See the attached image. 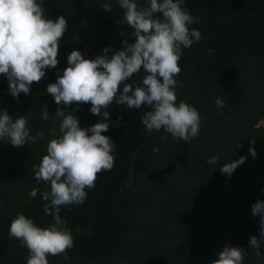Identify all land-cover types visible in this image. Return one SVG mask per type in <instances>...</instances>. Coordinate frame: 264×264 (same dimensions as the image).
<instances>
[{
    "label": "clouds",
    "instance_id": "clouds-1",
    "mask_svg": "<svg viewBox=\"0 0 264 264\" xmlns=\"http://www.w3.org/2000/svg\"><path fill=\"white\" fill-rule=\"evenodd\" d=\"M118 3L124 10V19L116 23H126L133 29L134 41L125 39L122 49L115 52L110 46L105 47L104 54L94 59L73 50L67 56L68 67L63 74L47 85L46 92L57 105L90 103V112L102 116L104 121L81 128L76 115L57 109L55 118L61 121L60 135L48 142L47 154L34 169L37 182L50 184V191H44L42 199L47 202L43 208L52 216L53 223L47 228L38 227L33 219L20 213L9 227V237L19 240L21 247L28 250L26 264H49V255L63 254L68 258L74 237L59 215L60 208L84 203L85 189L95 186L98 173L113 168L112 153L116 145L102 133L109 131L107 109L114 101L128 108L150 107L142 116V124L149 132L163 129L173 138L186 142L200 133V112L184 100L177 104V85L182 87V82L175 79L182 71L179 65L182 47L190 48L202 39L201 32L190 27L200 23L199 17L184 7V0H149L148 6H138L137 0H118ZM42 4L43 0H0V74L7 78L9 92L17 102L20 93L30 94V86L39 83L47 69L57 67L60 41L68 29L64 15L53 20L46 16ZM101 8L112 11L111 4H103ZM207 53L214 54V49H208ZM141 69L146 73L142 85L135 81L127 83ZM214 102L218 109L226 106L220 98ZM40 114L45 121L52 118L46 106ZM30 132L25 115L13 117L7 109L0 111V141L21 147L44 138L42 132L35 135ZM249 151L256 155L254 149ZM217 159L213 156L206 162L215 164ZM244 160L245 157H240L222 165L221 173L231 176ZM38 191L33 188L29 198L34 199ZM251 207L252 215L260 217V235L250 237L249 248L257 249L256 255L260 256L258 249L264 241V201L257 200ZM245 255L243 247L225 245L210 264H243Z\"/></svg>",
    "mask_w": 264,
    "mask_h": 264
},
{
    "label": "rangeland",
    "instance_id": "rangeland-1",
    "mask_svg": "<svg viewBox=\"0 0 264 264\" xmlns=\"http://www.w3.org/2000/svg\"><path fill=\"white\" fill-rule=\"evenodd\" d=\"M115 1L43 0L46 16L55 20L64 15L68 29L60 41L57 67L47 69L45 77L30 86V94L20 93L19 102H10L15 108L9 115H25L30 134L42 132L44 138L21 147L2 141L0 217L9 214L22 198L43 200L42 193L50 191V184L36 181L34 169L47 154L48 142L60 135L61 121L55 118L58 108L76 115L81 128L93 125L86 104L57 105L46 88L68 67L67 56L73 50L90 59L91 49L99 40L97 20L107 12L101 6ZM236 59L249 91L239 108L225 102L226 106L218 109L214 101L223 98L202 89L200 72L182 68L175 77L182 82V87L177 85V104L184 100L199 110L200 133L186 142L163 129L149 132L145 127L152 150L137 181L131 179L129 184L142 189L151 222L156 220L158 226L159 221H167L173 228V237L159 245L168 250L178 247L191 258L200 250L216 258L225 245L240 246L246 252L243 264H264V241L258 249L260 256L257 249L249 248L250 237L260 235V217L252 215L251 206L257 200L264 201V56L239 53ZM45 106L52 117L47 121L40 114ZM150 110L145 106L141 116ZM213 156L218 157L216 163H207ZM240 157L245 160L231 176L221 173L222 165ZM33 188L39 191L30 199L28 193ZM67 257L61 254L47 259L49 264H79L70 253Z\"/></svg>",
    "mask_w": 264,
    "mask_h": 264
},
{
    "label": "trees",
    "instance_id": "trees-1",
    "mask_svg": "<svg viewBox=\"0 0 264 264\" xmlns=\"http://www.w3.org/2000/svg\"><path fill=\"white\" fill-rule=\"evenodd\" d=\"M148 3L149 0H137L138 6ZM184 7L199 17L200 23L190 27L199 30L202 39L190 48L182 47L180 67L200 72L203 90L217 93L228 105L239 108L249 91L236 57L239 53L264 56V0H184ZM123 19L124 10L117 0L112 11L97 20L99 40L91 49L90 59L104 54L105 47L110 46L115 52L122 49L125 39L134 41V30L126 23H116ZM208 49H214V54L209 55ZM145 75L141 69L127 83L142 85ZM14 100L17 98L10 94L7 78L0 74V111L7 109L11 114L15 107L10 102ZM86 105L93 125L104 121L102 116L90 112V103ZM144 107L128 108L115 101L109 105L110 127L102 135L116 145L112 153L114 166L98 173L95 186L85 189L84 203L61 206L59 215L74 237V246L67 253L79 264H210L217 257L208 252L200 250L191 258L178 247L169 248L170 251L159 245L173 237V228L167 221H159L158 226L156 220L151 222L142 189L129 184L131 179L137 181L152 150L142 124ZM45 203L22 198L9 214L0 217V264H26L28 250L21 247L19 240L9 237L10 223L23 213L36 226L49 227L53 218L45 213Z\"/></svg>",
    "mask_w": 264,
    "mask_h": 264
}]
</instances>
